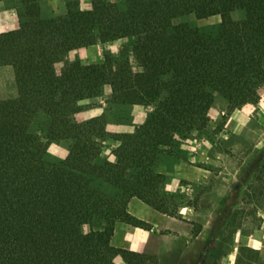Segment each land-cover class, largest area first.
Returning <instances> with one entry per match:
<instances>
[{
  "label": "trees",
  "instance_id": "1",
  "mask_svg": "<svg viewBox=\"0 0 264 264\" xmlns=\"http://www.w3.org/2000/svg\"><path fill=\"white\" fill-rule=\"evenodd\" d=\"M10 2L19 27L0 33V67L14 92L0 96V264H148L150 256L112 243L155 184L160 156L202 136L217 97L234 111L260 100L264 85V0H78L45 16L47 0ZM237 11L244 13L234 20ZM219 15L210 30L188 20ZM118 39L100 62H63L68 53ZM111 90V104L150 105L131 133H111L106 115L79 123L75 103ZM118 143L114 160L104 156ZM69 141L65 158L49 157Z\"/></svg>",
  "mask_w": 264,
  "mask_h": 264
},
{
  "label": "rangeland",
  "instance_id": "2",
  "mask_svg": "<svg viewBox=\"0 0 264 264\" xmlns=\"http://www.w3.org/2000/svg\"><path fill=\"white\" fill-rule=\"evenodd\" d=\"M64 2L47 0L43 4L44 15L64 13L66 11ZM7 8H11L10 2L0 1V10ZM243 15L242 11H237L233 14V19L240 20ZM188 20L210 30L220 22V17L200 21L192 16ZM128 43V39H118L73 50L63 62L57 64V68L61 69L65 63L76 59L85 64L100 62L104 59L106 51L118 54L120 48ZM12 80L11 68L0 67L1 97L8 98L13 94ZM110 101L111 90L106 88L102 96L75 103L81 108L75 115L76 120L83 123L105 114L108 121L106 128L109 132L131 133L135 126L145 122L154 108L141 104H111ZM223 124L224 122L220 121L213 128L209 123L202 136L186 140L182 150L176 155L160 156L154 167V173L157 175L155 184H150L146 189L156 204V207H151L186 222L188 219L182 213V209L191 207L202 218V221L197 222L193 228L186 225L198 232L202 231L200 238L195 242L191 241L192 247H188L185 252L166 254V264H264V141L262 142L264 132L260 129L261 125L254 126L257 132L246 131L242 145L221 148L227 154L214 164L208 165L195 159L203 148L202 142L206 139L213 142L215 132L220 131ZM188 142L192 145L189 151H185L184 145ZM105 145L104 156L114 160L112 150L118 143L111 139ZM68 150L69 141L54 142L49 147V157L58 161L67 156ZM210 151L216 153L219 151L218 146L211 148ZM196 166L204 167L207 171L199 170ZM193 171L195 175L191 174L190 177H182L180 174ZM178 177H181L177 183L178 188L168 189V184H172L174 178ZM133 200L146 203L140 197L134 196L129 201V210ZM175 243L181 246L185 242L179 239ZM147 254L150 256L148 264H163L155 253ZM120 261L123 260L118 258L117 262Z\"/></svg>",
  "mask_w": 264,
  "mask_h": 264
},
{
  "label": "crops",
  "instance_id": "3",
  "mask_svg": "<svg viewBox=\"0 0 264 264\" xmlns=\"http://www.w3.org/2000/svg\"><path fill=\"white\" fill-rule=\"evenodd\" d=\"M55 1L57 0H51V2ZM64 1L66 6L67 2L73 0ZM78 1L80 2V7L82 9H90L92 6L91 0ZM212 17L220 16L215 15L209 18ZM206 19L208 18L201 20ZM18 27V14L14 8L11 7L0 10V33L15 30ZM93 46H97V44L89 47ZM259 94L260 100L258 103L246 104L233 112L228 111L227 103L224 99L221 97L215 99L214 104L210 109V124L213 128H215L220 121H223L224 124L220 131L215 132V139L213 142L208 139H206L205 142H202L203 148H201L195 159L203 161L208 165H211V163L214 164L218 162L217 160L222 159L227 154L225 151L221 150V148L240 147V145H242V138L246 131L257 132L254 126L261 125L262 128L260 129L264 132V85L259 89ZM261 138L263 137L261 136L260 139ZM263 141L264 140H262V142ZM191 145V142L185 144V151H189ZM217 146L219 151L216 153L210 151L211 148H216ZM207 147L210 149L208 150ZM196 168L202 171H207L204 167L196 166ZM180 174L182 177H190L191 174L195 175V172ZM180 178L181 177L174 178V182L168 184V189H177L179 186L177 183L180 181ZM130 212L139 219L149 223L150 228L145 229L124 222H118L112 239L113 245L140 253H155L159 256L160 261H162L163 264H166V254L185 252L188 247H192L190 242H195L200 238L202 233V231L198 232L192 229L197 225V222L202 221V218L200 217V214L195 210H192L191 207H184V209H182V213H184L188 222L179 220L168 213L158 211L140 200H133L131 202ZM186 225H190L192 228H188ZM179 239H182L183 242H185L181 246L175 243ZM118 264L125 263L120 261Z\"/></svg>",
  "mask_w": 264,
  "mask_h": 264
}]
</instances>
